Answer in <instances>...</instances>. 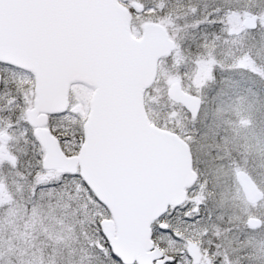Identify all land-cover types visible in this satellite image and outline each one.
I'll return each instance as SVG.
<instances>
[{
	"label": "snow or ice",
	"instance_id": "6c2138e0",
	"mask_svg": "<svg viewBox=\"0 0 264 264\" xmlns=\"http://www.w3.org/2000/svg\"><path fill=\"white\" fill-rule=\"evenodd\" d=\"M0 264H264V0H0Z\"/></svg>",
	"mask_w": 264,
	"mask_h": 264
}]
</instances>
